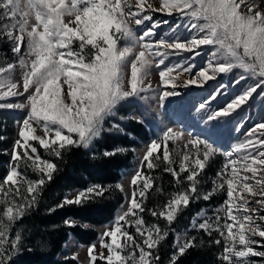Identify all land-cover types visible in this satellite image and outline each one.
Instances as JSON below:
<instances>
[{
  "label": "snow or ice",
  "instance_id": "obj_1",
  "mask_svg": "<svg viewBox=\"0 0 264 264\" xmlns=\"http://www.w3.org/2000/svg\"><path fill=\"white\" fill-rule=\"evenodd\" d=\"M155 12L181 16L186 21L182 27L190 35L155 42L151 40L153 27L137 35L134 26L151 21ZM0 44L8 45L11 53L10 59L0 61V100L24 99L23 103L0 107L26 110L20 139L13 146L15 163L0 182V264H15L23 243L20 233L11 234L12 227L37 206L44 186L58 171L57 164L42 158L31 142H38L52 157L61 159L72 149H89L106 131V121L116 115L122 103L148 99L144 93L153 90L149 77L156 58L155 66L159 67L169 55L184 52L199 56L204 47L211 56L190 79H180L182 73L173 76L172 68L160 70L159 80L165 87L170 85V90L160 91L161 105L179 94L178 87L202 86L234 70H240L237 83L252 78L256 82L210 119L229 116L257 89L264 91V0H0ZM182 72L191 73L192 66ZM37 128L42 134H37ZM113 128L121 130L119 125ZM258 128L264 129V123ZM183 135L167 128L159 140L147 145L141 167L131 179L127 209L102 233L101 246L107 249V255L101 253L100 259L107 264H158L156 250L169 235L168 228L162 229L159 223L146 224L141 214L146 211L144 201L154 184L143 168L158 167L161 158L168 165L164 171L170 172L178 185L184 181L187 185L172 194L159 211L147 209L152 217L163 219L170 227L190 202L225 194L214 219L208 217L197 223L204 215L198 213L193 228L208 236L216 232L223 238L222 264H255L251 257H264V251L253 247L260 243L254 237L264 238V139H249L237 146L234 151L242 153L239 159H232V152L225 153L229 159L212 181L211 190L201 191L198 177L216 149L199 138L190 139L184 145L186 151L180 154L177 171L168 143ZM189 145L194 151H188ZM119 151L124 149L105 152L104 156ZM21 165L38 178L29 179ZM184 173L187 175L182 177ZM116 187L123 191L120 185ZM107 191L93 185L72 198L65 197L56 207H83L104 197ZM64 223L75 226L76 221ZM129 227L135 229V235ZM202 243L195 236H177L172 264ZM213 243L221 245L222 241L215 239ZM95 248H89L92 264L97 259Z\"/></svg>",
  "mask_w": 264,
  "mask_h": 264
},
{
  "label": "rangeland",
  "instance_id": "obj_2",
  "mask_svg": "<svg viewBox=\"0 0 264 264\" xmlns=\"http://www.w3.org/2000/svg\"><path fill=\"white\" fill-rule=\"evenodd\" d=\"M149 2H154V0H149ZM151 15V21H147L140 26H134L137 28V35L149 27L155 28V35L151 37V40L155 42L170 40L177 35L180 36L181 39H184L190 35V33L182 27L186 21L181 16L175 14L168 15L162 12L151 13ZM160 50L163 51L164 49L161 48ZM172 51L173 50H169V52ZM5 54H7V56ZM10 58V47L5 44H0V61ZM158 59L159 58H156L154 61V66L149 77L153 86V90L144 93L148 99H136L132 102L122 103V105L118 107L116 115L110 117L105 123L106 131L112 133L123 132L124 127L131 121L141 123L151 131L150 140L140 142L138 146L133 148L135 157L131 168L121 172L122 178L119 182V185L123 188L122 192L124 194V203L119 207L114 219L111 222L96 228L98 232V238L91 245H82L73 235H71L59 255V258L61 259L70 257L76 259L79 264H92L89 256V248L92 245H96L93 254L96 255L98 259H100L101 253L107 255V249L101 246L102 233L109 229L113 225L116 218L127 209L128 200L131 197L132 191L131 179L134 173L141 167V160L146 152L147 145L153 140H159L167 128L181 131L184 134L182 138L175 141H169L168 143L169 151L172 154L173 159L176 161L173 167H175L177 171L179 170L180 154L186 151L184 149V145L190 139L199 138L202 141L211 143L216 149L215 154L210 158L206 168L198 177L202 184L201 191L211 190L213 186L212 181L217 179V173L223 170L225 163L229 159L225 153L232 152L233 156L231 158L239 159L242 153H236L234 151L237 146L244 144L249 139L254 141L257 139H264V135H262V133H264V129L258 128L259 124L264 123V91H261L260 89H257V91L248 98L246 103L233 111L229 116L218 117L215 120L209 118L215 112L222 111L229 103H231L240 94L251 87L256 82L255 78L237 83L236 81L240 75V70H234L232 73L228 74H220L213 80L206 81L202 86L189 85L188 87H178L176 91L179 94L174 97H169L161 105L159 102L160 91L170 90V85L165 87L159 80L160 70L172 68L173 76H177L178 74L182 73V75L179 77L180 79H190L193 78L194 74L198 70L203 69L207 65L208 61L211 59V56L209 49L204 47L202 49L201 55L199 56L180 52L178 54L167 56L165 58V64L156 67L155 65ZM189 65L192 66V72H182V69ZM145 83L147 84L148 81L146 80ZM213 95H215V99L211 98ZM23 102V97H9L0 100V105ZM201 105H204V107H201ZM132 117H137V119L134 120ZM24 118H26V110L0 107V140L6 139L7 137L13 139L11 147L3 152L9 158L7 162L6 175L12 165L15 163L12 160L13 146L15 142L20 139L19 131L22 126L21 122ZM113 125H119L121 130L117 131L115 128H113ZM253 132H255V135H252ZM37 134H42L39 128H37ZM100 137H98L96 140H98ZM31 143L34 145L38 144L36 141H32ZM201 147L203 146L201 145ZM188 151H194L191 148V145H189ZM161 160L163 159L161 158ZM164 163L166 166H168L165 161ZM208 168L210 169V172L207 178L204 179L202 176ZM151 170L153 169H148L145 166L143 168V173L149 176V172ZM29 171H31V169L24 170L28 178L33 179L28 175ZM6 175L0 179V182L3 181V178ZM184 175L186 176L187 173H184ZM78 191L80 190L72 191L67 194L66 197L72 198ZM223 195L224 194H217L213 197H215V200H217ZM215 200L214 204L216 203ZM223 203L224 201L218 204L216 207L212 205L204 208L201 212H199L204 213V215L198 218L196 222H202L203 219L208 217H212L214 219L215 210L220 208ZM197 214L191 219L190 227L177 232L176 237H189V233L191 231L200 230L198 228L194 229L192 226V222L194 218H197ZM261 214H264V212ZM220 215L223 217V213H220ZM71 220L73 219H70V221ZM79 223L80 222L76 221L75 225ZM221 223H223V219L221 220ZM81 225L83 226L85 224ZM131 230L135 232L133 227H129L128 231L130 232ZM254 239L260 243L253 245V247L257 251H264V238L257 236L254 237ZM107 242H110V239H108ZM123 242L124 238L121 237V243ZM254 257L256 256L251 257V259ZM100 260L104 263H107V261L104 259Z\"/></svg>",
  "mask_w": 264,
  "mask_h": 264
},
{
  "label": "trees",
  "instance_id": "obj_3",
  "mask_svg": "<svg viewBox=\"0 0 264 264\" xmlns=\"http://www.w3.org/2000/svg\"><path fill=\"white\" fill-rule=\"evenodd\" d=\"M150 138L151 131L146 126L131 121L124 127L123 132L105 131L89 149H72L64 154L62 159L52 157L49 152L36 144L42 158L56 163L58 171L53 174L52 181L44 186L37 206L29 210L12 227L11 234L20 233L23 243V247L15 257V264H79L74 258H59L65 244L73 235L82 245H91L98 238L96 228L114 219L117 210L124 203V194L116 187L122 178L121 172L131 168L135 157L133 148ZM12 142L13 139L10 137L0 140V179L6 175L9 160L3 152L11 147ZM117 149L124 151H119L111 157L104 156L105 152H115ZM157 163L159 166L149 172L154 184L144 201L146 211L141 215L146 224L159 223L162 229L168 228L169 235L156 251L160 257L158 264H172V257L176 252L177 232L189 228L191 219L197 213L212 205L216 207L226 197L224 194L217 200L212 197L209 201L201 199L190 202L188 208L169 227L163 219L152 217L147 209L159 211L172 194L187 185V181L178 185L175 177L170 172L164 171L167 167L164 161L160 160ZM21 167L24 171V166ZM209 168L202 176L204 179L210 172ZM28 175L33 179L38 178L32 171H29ZM183 176L185 175L182 174ZM93 185L108 189L104 197L97 198L95 202L83 207L78 205L56 207L70 192L84 190ZM70 219L80 223L68 226L64 222ZM81 224H87L89 227L85 228ZM130 233L135 235L133 230ZM191 236H195L198 243L202 241V245L188 250L179 257L176 264H222L220 259L223 252L222 237L217 233L208 236L203 230L191 231L189 237ZM215 239H220L221 245L213 243ZM251 260L255 264H264V257H254ZM95 264L107 263L97 258Z\"/></svg>",
  "mask_w": 264,
  "mask_h": 264
}]
</instances>
